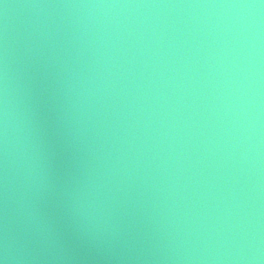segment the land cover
<instances>
[{
	"label": "clouds",
	"instance_id": "9594fccd",
	"mask_svg": "<svg viewBox=\"0 0 264 264\" xmlns=\"http://www.w3.org/2000/svg\"><path fill=\"white\" fill-rule=\"evenodd\" d=\"M3 0H0L2 3ZM27 33L90 157L75 211L144 264H264V0H66ZM8 4H4L7 10ZM0 32V264H38L46 175Z\"/></svg>",
	"mask_w": 264,
	"mask_h": 264
},
{
	"label": "water",
	"instance_id": "95a60500",
	"mask_svg": "<svg viewBox=\"0 0 264 264\" xmlns=\"http://www.w3.org/2000/svg\"><path fill=\"white\" fill-rule=\"evenodd\" d=\"M66 0H3L0 3V32L6 27L12 51L15 103L27 120L31 141L46 175V187L37 206L53 222L54 234L47 246L30 245L38 264H144L136 261L139 245L123 241L97 245L84 238L76 201L91 167L90 157L75 134L68 105L52 70L25 55L24 43L30 28L45 16L59 18L63 9H37L33 3H60ZM4 4H8L7 10ZM264 222V174L259 199ZM151 264V262H150Z\"/></svg>",
	"mask_w": 264,
	"mask_h": 264
}]
</instances>
